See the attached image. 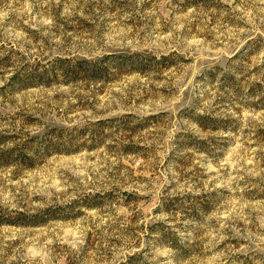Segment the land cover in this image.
I'll use <instances>...</instances> for the list:
<instances>
[{
	"label": "rangeland",
	"instance_id": "1",
	"mask_svg": "<svg viewBox=\"0 0 264 264\" xmlns=\"http://www.w3.org/2000/svg\"><path fill=\"white\" fill-rule=\"evenodd\" d=\"M0 264H264V0H0Z\"/></svg>",
	"mask_w": 264,
	"mask_h": 264
},
{
	"label": "trees",
	"instance_id": "2",
	"mask_svg": "<svg viewBox=\"0 0 264 264\" xmlns=\"http://www.w3.org/2000/svg\"><path fill=\"white\" fill-rule=\"evenodd\" d=\"M80 62H82V63H85V64H89V65H91V64H95V63H97L96 61H93V60H88V59H85V60H80Z\"/></svg>",
	"mask_w": 264,
	"mask_h": 264
}]
</instances>
